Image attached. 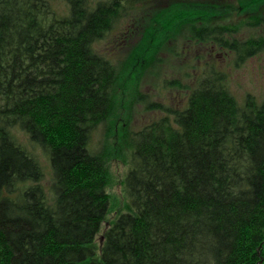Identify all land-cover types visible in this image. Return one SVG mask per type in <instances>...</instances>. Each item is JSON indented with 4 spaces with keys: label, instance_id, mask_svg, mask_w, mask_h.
<instances>
[{
    "label": "trees",
    "instance_id": "16d2710c",
    "mask_svg": "<svg viewBox=\"0 0 264 264\" xmlns=\"http://www.w3.org/2000/svg\"><path fill=\"white\" fill-rule=\"evenodd\" d=\"M153 1L64 0L62 14L0 0V264H264V98L239 101L213 63L175 84L181 108L139 96L165 115L128 137L126 208L96 245L110 208L91 138L116 80L100 43ZM251 26L245 40L202 21L178 30L237 66L264 52V14Z\"/></svg>",
    "mask_w": 264,
    "mask_h": 264
},
{
    "label": "rangeland",
    "instance_id": "374dc122",
    "mask_svg": "<svg viewBox=\"0 0 264 264\" xmlns=\"http://www.w3.org/2000/svg\"><path fill=\"white\" fill-rule=\"evenodd\" d=\"M50 1L63 14L64 0ZM261 14L264 0L153 1L134 8L100 43L101 53L110 58L115 68L116 80L110 112L91 138L92 150L105 154L103 165L108 175L110 209L95 239L99 250L106 228L126 208L123 181L130 155L128 137L165 115L157 107L147 109L146 101L139 96L146 95L148 100L164 107L181 108L188 90L175 84L189 85L197 71L213 63L226 73L229 88L239 101L248 94L258 101L264 98V52L236 66L231 52L193 44L184 38V27L182 33L178 27L194 21L218 24L245 40L252 32L251 21ZM34 154L43 168L42 185L49 191L52 182L49 161L38 147Z\"/></svg>",
    "mask_w": 264,
    "mask_h": 264
}]
</instances>
